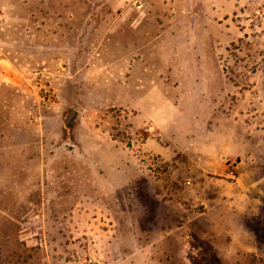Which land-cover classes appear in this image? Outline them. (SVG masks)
<instances>
[{
	"label": "rangeland",
	"instance_id": "obj_1",
	"mask_svg": "<svg viewBox=\"0 0 264 264\" xmlns=\"http://www.w3.org/2000/svg\"><path fill=\"white\" fill-rule=\"evenodd\" d=\"M0 264H264V0H0Z\"/></svg>",
	"mask_w": 264,
	"mask_h": 264
},
{
	"label": "water",
	"instance_id": "obj_2",
	"mask_svg": "<svg viewBox=\"0 0 264 264\" xmlns=\"http://www.w3.org/2000/svg\"><path fill=\"white\" fill-rule=\"evenodd\" d=\"M77 115H78L77 111L70 108L68 118L65 121L66 125L70 126L73 123V121L76 119Z\"/></svg>",
	"mask_w": 264,
	"mask_h": 264
}]
</instances>
